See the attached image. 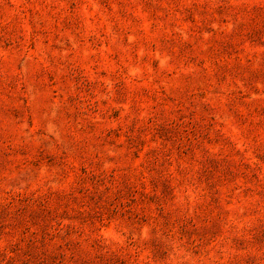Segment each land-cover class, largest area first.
Wrapping results in <instances>:
<instances>
[{
  "label": "rangeland",
  "instance_id": "rangeland-1",
  "mask_svg": "<svg viewBox=\"0 0 264 264\" xmlns=\"http://www.w3.org/2000/svg\"><path fill=\"white\" fill-rule=\"evenodd\" d=\"M0 264H264V0H0Z\"/></svg>",
  "mask_w": 264,
  "mask_h": 264
}]
</instances>
